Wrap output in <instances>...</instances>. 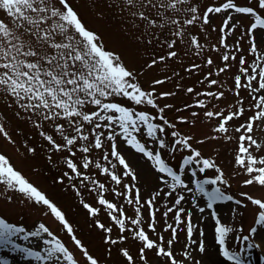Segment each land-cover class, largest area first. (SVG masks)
<instances>
[{"label": "snow or ice", "instance_id": "snow-or-ice-1", "mask_svg": "<svg viewBox=\"0 0 264 264\" xmlns=\"http://www.w3.org/2000/svg\"><path fill=\"white\" fill-rule=\"evenodd\" d=\"M91 3L97 16L119 19L124 47H108L104 36L85 22L74 0H0V138L18 153H43L57 169L55 181L74 190L92 225L101 231L106 256L90 250L61 207L4 151H0V203L16 202L51 215L70 234L74 248L43 221L36 230L26 231L3 214L0 248L41 264H109L114 250L120 260L113 264H205L198 255L207 253L205 242L193 239L192 211L182 206L184 193L193 192L182 178L186 170L193 176L214 170L194 181L208 209L220 200L251 203L258 206L255 222L264 224V136L260 135L264 133V0ZM213 33L216 42H206ZM128 49L134 50L139 64L130 62ZM151 72L157 75L148 76ZM194 72L198 74L194 82L184 83ZM168 82L173 88L164 90L161 86ZM180 92L189 95L191 103H182L169 118L166 111L174 105H162L159 98ZM174 121L197 131H182ZM234 139L231 176H243L241 184L259 189L241 191L239 198L221 187L231 180L217 162L219 150L205 155L203 149L211 141ZM130 150L146 158L154 187L142 189V173L126 158ZM177 153L182 155L179 171L167 159L175 160ZM209 184L211 188L206 187ZM177 189L182 191L169 199ZM90 190L95 192L92 201L83 196ZM161 204L166 210L158 217ZM214 227L217 255L245 264L239 252L226 246L231 226L217 218ZM181 230H186L183 242ZM199 231L202 236L203 229ZM18 236L24 241L38 238L43 247L18 243ZM0 264L11 262L0 256Z\"/></svg>", "mask_w": 264, "mask_h": 264}, {"label": "rangeland", "instance_id": "rangeland-1", "mask_svg": "<svg viewBox=\"0 0 264 264\" xmlns=\"http://www.w3.org/2000/svg\"><path fill=\"white\" fill-rule=\"evenodd\" d=\"M76 6L81 10L85 22L89 27L97 29L105 38L108 47L120 49L125 46L124 38L122 33L119 31L120 21L118 18H114L111 15H105L99 17L96 15V10L92 7L91 0H74ZM219 20V17L216 18ZM217 36L213 33L210 37L206 38V42L215 43ZM126 56L130 57V62L133 65L139 64L141 61L136 56L134 50L128 49ZM195 62H199L198 60ZM220 61L217 60V63ZM187 63V62H186ZM157 75L156 72H151L148 76ZM198 74L194 72L192 78L185 79L184 83H193ZM148 76L143 78L144 83H149ZM223 77V74H222ZM164 90H171L173 88V82H168L161 86ZM199 87V86H198ZM159 102L163 105L164 103H171L174 105L172 110L166 111L169 118H173L176 108H180L182 103H191V97L183 92H180L177 96L171 98H159ZM192 110H197L193 108ZM182 114L190 115L189 110H183ZM178 127L185 132L197 131L192 129L186 122L174 121ZM28 131V129H25ZM206 131V129H199ZM29 135L31 133L29 132ZM264 136V133H260ZM152 147V145H147ZM237 147L236 140L231 142H217L211 141L203 145L205 155H211L215 150H219V156L217 162L220 163L224 168L226 175L230 178V185L221 184L222 189H225L228 194L234 195L239 198L241 191H259V189H249L240 183L243 176H231L233 170L232 164V150ZM0 151L6 152L10 157L14 165L20 168L30 179L35 181L51 199L66 213L67 218L73 224L74 230L79 238L88 245L90 250L97 256L104 258L106 256L105 249L107 245L102 240L101 231L92 225V218L88 215L87 210L80 204L79 198L76 196L74 190L66 188L63 184L55 181L57 169L52 168L47 163L43 153L38 152L36 155H24L22 152L18 153L15 148L6 143L0 138ZM176 159H168V162L172 164L174 169L179 171V163L182 162V155L180 153L175 154ZM126 158L131 163L132 167L142 173L141 187L149 188L156 185V180L150 171V165L146 162V158L142 157V154L136 153L135 150H130L126 153ZM122 167V166H121ZM191 166H186V169H190ZM213 169H207L205 173H197L193 176L190 170L184 172L182 178L186 179L187 186L193 189V192H185V200L182 201V206L186 210L192 211V223L195 226L193 232V239H203L207 248V253H199L198 255L203 258L205 264L209 262L220 261L222 264H236L235 261H229L222 254L217 255L218 241L215 238V220L219 218L220 222L231 226L232 231L226 237V246L229 247L230 251L239 252L241 258L245 261V264H264V224H257L256 218L258 217V206L249 203L245 205H237L235 200H220L213 204L212 209L206 207L207 199L202 193L195 190L196 179H203L205 175H213ZM103 177V174H101ZM211 188L212 185H206ZM168 191V189H165ZM178 191H173V195L169 199L174 200V197ZM148 193L145 192V195ZM84 198L92 201L95 196L94 190L85 192ZM193 197H196V203H193ZM109 198H114L113 195H109ZM123 202V201H121ZM197 204L201 208H204V212L201 213ZM130 209V206H126ZM166 210L163 205H160V211L157 212V216L160 217L161 213ZM215 215H211V213ZM0 214H3L10 223H21L24 225L26 231H34L40 221H43L46 226L59 235L61 239L68 244L70 248H74L73 242L70 240V234L66 230H61V225L51 215H40V213L31 208L19 205L13 202L12 205L0 203ZM173 213L169 214V221L171 222ZM100 218L104 221H108L106 214L101 213ZM158 227L162 221L158 220ZM147 227V225H144ZM184 229V225H181ZM203 229V235H200V229ZM255 231H252V229ZM115 234V233H114ZM165 237L168 238L169 233H164ZM180 240L186 241V230L179 232ZM247 237L248 239H244ZM18 243H23L26 246L34 247L39 244L43 247V241L38 238L30 237L28 241H24L22 237H15ZM252 244V247H248ZM135 252L136 246L131 245ZM195 247V246H193ZM36 250H40L37 248ZM79 255V253H77ZM0 256H7L11 264H41L35 258L26 257L19 252H10L7 249L0 248ZM120 258L116 255L115 250L113 251V257L109 260V264H113L114 261H119ZM48 264V262H44Z\"/></svg>", "mask_w": 264, "mask_h": 264}, {"label": "bare ground", "instance_id": "bare-ground-1", "mask_svg": "<svg viewBox=\"0 0 264 264\" xmlns=\"http://www.w3.org/2000/svg\"><path fill=\"white\" fill-rule=\"evenodd\" d=\"M35 238V237H34Z\"/></svg>", "mask_w": 264, "mask_h": 264}]
</instances>
